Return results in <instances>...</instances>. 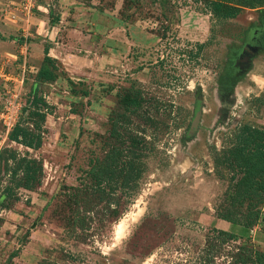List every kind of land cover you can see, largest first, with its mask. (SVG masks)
I'll use <instances>...</instances> for the list:
<instances>
[{
	"label": "rangeland",
	"instance_id": "obj_1",
	"mask_svg": "<svg viewBox=\"0 0 264 264\" xmlns=\"http://www.w3.org/2000/svg\"><path fill=\"white\" fill-rule=\"evenodd\" d=\"M207 6L0 0V264L12 250L9 264H264L258 225L245 239L217 234L231 227L216 217L230 209L242 220L249 200L230 206L231 170L215 154L243 122L264 126V12L219 18ZM45 45L53 81L35 79ZM33 86L45 106L33 105ZM130 87L143 99L124 124L139 172L128 188L111 180L83 211L74 188L104 155ZM35 108L45 113L38 130ZM17 122L40 132L37 149L7 138ZM123 146L133 149L125 137ZM31 158L42 175L26 190L11 173L20 178Z\"/></svg>",
	"mask_w": 264,
	"mask_h": 264
},
{
	"label": "trees",
	"instance_id": "obj_2",
	"mask_svg": "<svg viewBox=\"0 0 264 264\" xmlns=\"http://www.w3.org/2000/svg\"><path fill=\"white\" fill-rule=\"evenodd\" d=\"M207 3L210 12L219 18H231L241 7L254 8L255 6H262L260 10L264 12V0H207ZM56 20L57 18L55 17L51 22ZM48 49L47 45L42 49L43 57L35 74L36 80L53 81L55 79V74L45 66L46 62L50 65H53L54 62L53 58L48 56ZM35 87H32L33 105L41 104L45 106L43 98L39 94L37 95ZM142 101L143 99L138 89L134 90L131 87L119 95L121 111L114 112L111 115V127L108 133L109 141L103 143L107 149L101 158L94 157L89 160V167L84 173L83 182L80 181L74 188L73 200L80 203L77 205H81L83 211L89 210L91 204L101 201L105 194V187L111 180L114 183L117 181L121 188H128V174L134 170L135 174H138L139 167L135 164V161L138 160L141 153L134 146L137 137L128 130L126 131L124 124L127 123L130 115L126 114L125 111L132 107L136 109L141 105ZM32 113L37 117L34 125L38 130L44 121L45 113L41 112L39 108H35ZM124 137L127 139L128 145L133 149H123ZM7 138L32 149H37L42 140L40 132L27 130L25 127L20 126L18 122L9 130ZM110 139L112 143H110ZM231 140L232 143L226 148L215 151V154L220 156L221 162L231 170L229 180L234 185L229 195L230 206L234 204L241 205L246 199L249 201L245 204V213L242 220H238L235 217V212L230 209H226L225 212L220 213L216 217L228 222L231 227L228 230L216 229L217 234L223 235L222 241L245 239L250 228L254 225H258L260 232L264 234V211H261L264 206V126L243 122L234 131ZM124 156L128 157L127 160L124 159ZM15 174L13 170L11 175L17 187L32 190L34 186L40 183L42 175L41 163L31 158L24 164L20 178L15 179ZM125 182L126 185H124ZM130 183L132 185L131 179ZM135 189L133 188V190ZM0 205H2V202ZM82 218L83 216L78 217L76 214L72 218V224L75 225L78 219ZM235 225L240 226V230L236 233L232 229ZM17 253V250H12L3 264L11 263V259ZM247 259L241 256L238 257V262L244 264ZM258 262L262 263L260 260ZM38 264L41 263L39 262Z\"/></svg>",
	"mask_w": 264,
	"mask_h": 264
},
{
	"label": "water",
	"instance_id": "obj_3",
	"mask_svg": "<svg viewBox=\"0 0 264 264\" xmlns=\"http://www.w3.org/2000/svg\"><path fill=\"white\" fill-rule=\"evenodd\" d=\"M197 113H198V110H196L195 112L194 119L192 120V125H193L194 120L197 118Z\"/></svg>",
	"mask_w": 264,
	"mask_h": 264
},
{
	"label": "built area",
	"instance_id": "obj_4",
	"mask_svg": "<svg viewBox=\"0 0 264 264\" xmlns=\"http://www.w3.org/2000/svg\"><path fill=\"white\" fill-rule=\"evenodd\" d=\"M28 10V9H27Z\"/></svg>",
	"mask_w": 264,
	"mask_h": 264
}]
</instances>
